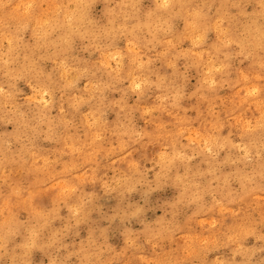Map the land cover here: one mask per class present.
I'll use <instances>...</instances> for the list:
<instances>
[{
	"label": "rangeland",
	"instance_id": "obj_1",
	"mask_svg": "<svg viewBox=\"0 0 264 264\" xmlns=\"http://www.w3.org/2000/svg\"><path fill=\"white\" fill-rule=\"evenodd\" d=\"M0 28V264H264V0H0Z\"/></svg>",
	"mask_w": 264,
	"mask_h": 264
},
{
	"label": "bare ground",
	"instance_id": "obj_2",
	"mask_svg": "<svg viewBox=\"0 0 264 264\" xmlns=\"http://www.w3.org/2000/svg\"><path fill=\"white\" fill-rule=\"evenodd\" d=\"M83 1V0H82ZM91 1V0H90ZM171 1V0H170ZM64 2V1H63ZM74 2V1H73ZM80 2V1H79ZM168 2V1H167ZM35 3V2H34ZM129 3H130V1H129ZM74 4V3H73ZM80 4V3H79ZM123 4V3H122ZM62 5V4H61ZM133 5V4H132ZM166 5V4H165ZM64 8V7H63ZM73 8H74V6H73ZM82 8V7H81ZM72 9V8H71ZM162 9V8H161ZM166 9V8H165ZM76 11V10H75ZM114 12V11H113ZM150 12H152V11H150ZM171 12H172V10H171ZM9 14V13H8ZM65 14H67V12L65 13ZM70 14V13H69ZM73 14V13H72ZM82 14V13H81ZM80 14V15H81ZM109 14V13H108ZM136 14V13H135ZM152 14V13H151ZM156 14V13H155ZM178 14V13H177ZM64 15V14H63ZM77 15V14H76ZM119 15V14H118ZM123 15V14H122ZM147 15V14H146ZM45 16V15H44ZM113 16V15H112ZM4 17V16H3ZM43 17V16H42ZM86 17V16H85ZM111 17V16H110ZM134 17V16H133ZM132 17V18H133ZM149 17V16H148ZM158 17V16H157ZM8 18V17H7ZM46 18V17H45ZM53 18V17H52ZM123 18V17H122ZM141 18V17H140ZM5 19V18H4ZM74 19V18H73ZM124 19V18H123ZM8 20V19H7ZM14 20V19H13ZM41 20V19H40ZM46 20V19H45ZM122 20V19H121ZM165 20V19H164ZM163 20V21H164ZM167 20V19H166ZM169 20V19H168ZM68 21V20H67ZM70 21V20H69ZM89 21V20H88ZM77 22V21H76ZM80 22V21H79ZM78 22V23H79ZM108 22V21H107ZM143 22V21H142ZM150 22H151V20H150ZM6 23V22H5ZM43 23H44V20H43ZM50 23V22H49ZM88 23V22H87ZM110 23V22H109ZM41 24V23H40ZM39 24V25H40ZM62 24V23H61ZM64 24V23H63ZM145 24V23H144ZM166 24V23H165ZM170 24V23H169ZM4 25V24H3ZM7 25V24H6ZM47 25V24H46ZM138 25V24H137ZM167 25H168V23H167ZM44 26V25H43ZM52 26V25H51ZM91 26V25H90ZM155 26V25H154ZM108 27V26H107ZM122 27V26H121ZM138 27V26H137ZM193 27V26H192ZM5 28V27H4ZM66 28H68V27H66ZM90 28V27H89ZM95 28V27H94ZM153 28V27H152ZM155 28V27H154ZM1 29V28H0ZM22 29V28H21ZM78 29V28H77ZM87 29V28H86ZM124 29V28H123ZM147 29V28H146ZM149 29V28H148ZM156 29V28H155ZM154 29V30H155ZM167 29V28H166ZM199 29V28H198ZM38 30V29H37ZM68 30V29H67ZM89 30V29H88ZM158 30V29H157ZM167 30H169V29H167ZM251 30V29H250ZM1 31V30H0ZM68 31H71V30H68ZM132 31V30H131ZM134 31V30H133ZM147 31V30H146ZM17 32V31H16ZM85 32H86V30H85ZM105 32V31H104ZM154 32V31H153ZM152 32V33H153ZM8 33V32H7ZM21 33V32H20ZM81 33V32H80ZM202 33V32H201ZM226 33V32H225ZM66 34V33H65ZM128 34H130V33H128ZM135 34V33H134ZM223 34V33H222ZM227 34V33H226ZM242 34H243V32H242ZM48 35V34H47ZM80 35V34H79ZM83 35V34H82ZM87 35V34H86ZM141 35V34H140ZM11 36V35H10ZM14 36V35H13ZM40 36V35H39ZM114 36V35H113ZM152 36V35H151ZM55 37V36H54ZM11 38V37H10ZM41 38V37H40ZM60 38V37H59ZM253 38V37H252ZM64 39V38H63ZM40 40V39H39ZM43 40V39H42ZM45 40V39H44ZM69 40V39H68ZM158 39H156V41H157ZM48 41H50V40H48ZM255 41V40H254ZM2 42V41H1ZM20 42V41H19ZM257 42H259V41H257ZM97 43V42H96ZM13 44H15V43H13ZM36 44V43H35ZM45 44V43H44ZM57 44V43H56ZM55 44V45H56ZM133 44V43H132ZM226 44V43H225ZM10 45V44H9ZM12 45V44H11ZM51 45H53V44H51ZM67 45H68V43H67ZM33 46V45H32ZM37 46V45H36ZM41 46V45H40ZM47 46V45H46ZM63 47H65V46H63ZM69 47V46H68ZM106 47V46H105ZM13 48V47H12ZM71 48V47H70ZM44 49H45V47H44ZM5 50V49H4ZM68 50H71V49H68ZM254 50V49H253ZM3 51V50H2ZM13 51V50H12ZM46 51V50H45ZM62 52L64 51L63 49L61 50ZM257 51V50H256ZM16 52V51H15ZM31 52V51H30ZM56 54V53H55ZM225 55H227V54H225ZM28 56V55H27ZM42 56V55H41ZM10 57V56H9ZM21 57V56H20ZM43 57V56H42ZM15 58V57H14ZM14 58H13V60H14ZM24 58V57H23ZM44 58V57H43ZM18 59V58H17ZM54 59V58H53ZM12 60V59H11ZM10 60V61H11ZM33 60V59H32ZM41 60V59H40ZM64 60V59H63ZM9 61V62H10ZM42 61V60H41ZM133 61V60H132ZM64 62V61H63ZM16 63V62H15ZM33 63V62H32ZM59 63V62H58ZM34 66V65H33ZM215 67V66H214ZM224 67V66H223ZM62 68V67H61ZM211 68V67H210ZM17 69V68H16ZM209 69V68H208ZM66 70V69H65ZM72 70V69H71ZM209 70H211V69H209ZM9 71V70H8ZM40 71V70H39ZM44 71V70H43ZM69 71V70H68ZM144 71V70H143ZM45 72V71H44ZM92 72V71H91ZM12 73V72H11ZM21 73V72H20ZM25 73V72H24ZM102 73V72H101ZM211 73V72H210ZM35 74H37L36 72H35ZM45 74H46V72H45ZM44 74V75H45ZM7 75V74H6ZM17 75V74H16ZM28 75V74H27ZM131 75V74H130ZM133 75V74H132ZM8 76V75H7ZM40 76V75H39ZM47 76H49V75H47ZM47 76H46V78H47ZM64 76V75H63ZM212 76V75H211ZM15 77V76H14ZM17 77V76H16ZM65 77V76H64ZM131 77V76H130ZM145 77V76H144ZM35 78V77H34ZM49 78V77H48ZM215 78V77H214ZM2 79V78H1ZM64 79V78H63ZM70 79V78H69ZM120 79V78H119ZM137 79V78H136ZM71 80V79H70ZM148 81V80H147ZM144 82V81H143ZM162 82V81H161ZM49 83V82H48ZM132 84H133V82H132ZM147 84V83H146ZM148 85V84H147ZM48 86V85H47ZM63 85H61V87H62ZM76 88V87H75ZM38 89V88H37ZM51 89V88H50ZM44 93V92H43ZM2 94V93H1ZM36 94V93H35ZM43 96V95H42ZM249 96H251V95H249ZM259 96V95H258ZM48 97V96H47ZM4 99V98H3ZM98 99V98H97ZM5 100V99H4ZM80 100V99H79ZM100 100V99H99ZM122 100V99H121ZM51 101V100H50ZM96 101V100H95ZM52 102V101H51ZM78 103V102H77ZM11 104H12V102H11ZM15 105V104H14ZM45 107V106H44ZM15 111V110H14ZM17 112H19V111H17ZM30 113V112H29ZM50 113V112H49ZM93 113V112H92ZM17 114V113H16ZM40 114H41V112H40ZM18 115V114H17ZM39 115V114H38ZM1 116V115H0ZM30 117V116H29ZM38 117V116H37ZM44 118V117H43ZM56 119V118H55ZM38 120V119H37ZM97 120V119H96ZM20 122V121H19ZM18 122V123H19ZM39 122V121H38ZM48 122V121H47ZM23 123V122H22ZM97 123V122H96ZM262 123V122H261ZM18 125V124H17ZM25 127V126H24ZM49 127H51V126H49ZM49 127H48V130H49ZM255 128V127H254ZM219 129V128H218ZM246 129V128H245ZM256 129V128H255ZM14 130V129H13ZM241 130V129H240ZM135 131V130H134ZM96 132V131H95ZM3 133V132H2ZM142 134V133H141ZM240 134V133H239ZM147 135V134H146ZM58 136V135H57ZM96 136V135H95ZM211 136V135H210ZM240 137V136H239ZM209 138V137H208ZM6 140V139H5ZM92 140V139H91ZM134 140V139H133ZM138 140V139H137ZM213 139H210V142L212 141ZM240 140V139H239ZM249 140V139H248ZM23 141V140H22ZM93 141V140H92ZM157 141V140H156ZM261 141H264V140H261ZM120 142H121V140H120ZM119 142V143H120ZM144 142V141H143ZM209 142V143H210ZM221 142V141H220ZM230 142V141H229ZM238 142V141H237ZM254 142V141H253ZM222 143V142H221ZM248 143V142H247ZM90 144V143H89ZM98 144V143H97ZM233 144V143H232ZM129 145V144H128ZM127 145V146H128ZM219 145V144H218ZM221 145V144H220ZM238 145V144H237ZM83 147V146H82ZM122 147V146H121ZM216 147V146H215ZM229 147V146H228ZM246 147V146H245ZM258 147V146H257ZM2 148V147H1ZM20 149V148H19ZM33 149V148H32ZM248 149V148H247ZM22 150V149H21ZM97 150V149H96ZM109 150V149H108ZM124 150V149H123ZM207 150V149H206ZM234 150V149H233ZM261 150V149H260ZM93 151V150H92ZM114 151V150H113ZM128 151V150H127ZM2 152V151H1ZM111 152V151H110ZM258 152V151H257ZM17 153V152H16ZM33 153V152H32ZM94 153V152H93ZM129 153V152H128ZM106 154V153H105ZM112 154V153H111ZM210 154V153H209ZM232 154V153H231ZM255 154V153H254ZM6 155V154H5ZM234 155V154H233ZM242 155V154H241ZM1 156H4L3 154L1 155ZM200 156V155H199ZM237 156V155H236ZM248 156V155H247ZM246 156V157H247ZM31 157V156H30ZM175 157V156H174ZM229 157V156H228ZM202 158V157H201ZM256 158H258V157H256ZM10 159V158H9ZM22 159V158H21ZM24 159V158H23ZM215 159V158H214ZM119 160V159H118ZM178 160V159H177ZM252 160V159H251ZM1 161V160H0ZM175 161V160H174ZM229 162V161H228ZM7 163V162H6ZM10 163V162H9ZM164 163V162H163ZM212 163H214V162H212ZM1 164V163H0ZM20 164V163H19ZM223 164V163H222ZM31 165V164H30ZM136 165V164H135ZM180 165V164H179ZM223 165H225V164H223ZM261 165V164H260ZM21 166V165H20ZM28 166H29V164H28ZM242 166H243V164H242ZM241 166V167H242ZM246 166V165H245ZM259 167V166H258ZM261 168H262V166H260ZM133 168H134V166H133ZM21 169V168H20ZM168 169V168H167ZM213 169V168H212ZM184 170V169H183ZM250 170V169H249ZM136 171H138V170H136ZM163 172V171H162ZM262 172H264V171H262ZM261 172V173H262ZM123 173V172H122ZM160 173V172H159ZM200 173V172H199ZM224 175V174H223ZM259 175V174H258ZM128 176V175H127ZM189 176V175H188ZM254 176V175H253ZM193 177V176H192ZM195 177V176H194ZM225 177V176H224ZM214 178H216V177H214ZM94 179V178H93ZM228 179V178H227ZM246 179V178H245ZM96 180V179H95ZM98 180V179H97ZM232 180H233V178H232ZM250 181V180H249ZM158 182V181H157ZM173 182V181H172ZM190 182H191V180H190ZM215 182V181H214ZM97 184V183H96ZM161 185V184H160ZM16 186V185H15ZM216 186V185H215ZM232 186V185H231ZM186 187V186H185ZM194 187V186H193ZM255 187V186H254ZM126 188V187H125ZM187 188V187H186ZM244 188H245V186H244ZM180 189V188H179ZM249 189V188H248ZM189 190V189H188ZM205 190V189H204ZM221 190V189H220ZM227 192V191H226ZM244 192V191H243ZM180 193V192H179ZM206 193V192H205ZM121 194V193H120ZM193 194V193H192ZM223 194V193H222ZM203 195V194H202ZM116 196V195H115ZM253 196V195H252ZM76 197H77V195H76ZM177 197V196H176ZM239 197V196H238ZM120 198V197H119ZM230 198V197H229ZM177 199V198H176ZM74 200V199H73ZM73 200L71 201V203L73 202ZM200 201V200H199ZM239 201V200H238ZM118 204V203H117ZM173 204V203H172ZM197 205V204H196ZM73 206V205H72ZM173 207V206H172ZM86 211V210H85ZM175 211V210H174ZM8 212V211H7ZM71 213V212H70ZM171 213V212H170ZM174 213V212H173ZM9 216V215H8ZM74 216V215H73ZM171 216V215H170ZM40 219V218H39ZM76 219H77V217H76ZM44 220V219H43ZM42 222V221H41ZM52 223H53V221H52ZM11 224V223H10ZM38 224H40V223H38ZM8 226V225H7ZM11 226V225H10ZM33 226V225H32ZM38 226V225H37ZM46 226V225H45ZM17 227V226H16ZM8 228V227H7ZM7 228H5L6 230H7ZM48 228V227H47ZM26 229V228H25ZM29 230V229H28ZM31 230V229H30ZM20 232V231H19ZM256 232V231H255ZM6 233V232H5ZM253 233V232H252ZM11 235V234H10ZM49 235H52V234H49ZM29 236V235H28ZM31 236H33V235H31ZM6 238V237H5ZM36 238V237H35ZM20 240V239H19ZM50 240V239H49ZM30 241V240H29ZM5 242V241H4ZM28 242V241H27ZM48 244V243H47ZM5 246V245H4ZM23 246V245H22ZM42 246V245H41ZM37 249V248H36ZM94 249V248H93ZM7 250V249H6ZM16 250V249H15ZM1 253V252H0ZM23 253H25L24 251H23ZM97 253V252H96ZM85 254V253H84ZM25 255V254H24ZM5 257V256H4ZM21 257V256H20ZM91 257V256H90ZM93 257V256H92ZM30 259V258H29ZM29 259H27V260H29ZM92 259V258H91ZM95 259V258H94ZM16 262V261H15ZM27 263V262H26ZM11 264V263H10Z\"/></svg>",
	"mask_w": 264,
	"mask_h": 264
},
{
	"label": "snow or ice",
	"instance_id": "obj_3",
	"mask_svg": "<svg viewBox=\"0 0 264 264\" xmlns=\"http://www.w3.org/2000/svg\"><path fill=\"white\" fill-rule=\"evenodd\" d=\"M137 87H139V85H137Z\"/></svg>",
	"mask_w": 264,
	"mask_h": 264
}]
</instances>
